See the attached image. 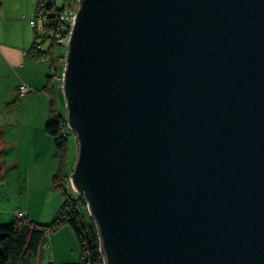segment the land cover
<instances>
[{
    "label": "water",
    "instance_id": "1",
    "mask_svg": "<svg viewBox=\"0 0 264 264\" xmlns=\"http://www.w3.org/2000/svg\"><path fill=\"white\" fill-rule=\"evenodd\" d=\"M62 90L106 264H264V0H82Z\"/></svg>",
    "mask_w": 264,
    "mask_h": 264
},
{
    "label": "crops",
    "instance_id": "2",
    "mask_svg": "<svg viewBox=\"0 0 264 264\" xmlns=\"http://www.w3.org/2000/svg\"><path fill=\"white\" fill-rule=\"evenodd\" d=\"M23 6L17 5L10 10L7 7L4 10L2 6L0 8V187L3 190L1 196L6 194L0 197V224L15 219L19 209L26 211L29 218L47 223L55 217L64 200L63 195L53 187L60 153L55 137L46 128L53 100V92L48 88L52 83L51 63L48 57H35L31 54L35 42V14L30 16L29 10ZM54 81L61 98L63 90L56 78ZM23 83L31 87L25 96L19 93ZM63 101V108L60 109L55 100L59 110L65 113V98ZM74 146L78 153L77 140ZM69 164L72 172L75 164ZM9 166L16 170L18 166L23 170L19 177L20 184L41 187L36 189L41 197L35 196L34 203L31 191L26 194V198L22 194L18 202L15 194L10 195L8 187L17 183V174L6 179L5 169ZM49 189L52 197L48 193L43 197ZM2 202L6 204L2 205ZM69 228L65 225L59 230H64L73 239L74 235ZM53 253L48 263L66 264L76 261L75 254L68 255L61 242L54 246Z\"/></svg>",
    "mask_w": 264,
    "mask_h": 264
},
{
    "label": "trees",
    "instance_id": "3",
    "mask_svg": "<svg viewBox=\"0 0 264 264\" xmlns=\"http://www.w3.org/2000/svg\"><path fill=\"white\" fill-rule=\"evenodd\" d=\"M1 3V2H0ZM68 9V8H67ZM66 7H58L54 0H38L35 7V42L31 54L35 57H48L51 66L55 64L61 51H57L59 43L56 33L60 31L64 21L60 18ZM42 24L48 31L47 36L40 34L39 26ZM43 38L40 40V38ZM50 39L48 47L43 46L46 39ZM38 43L41 47H37ZM50 90L56 88L53 84L55 75L51 72ZM59 87L62 89L60 82ZM53 96L51 115L46 124L47 130L55 137L60 153V163L54 177V189L63 195V204L55 217L47 223L37 222L27 217H16L10 222L0 224V264H38V257L48 235L62 228L70 226L76 235L80 258L66 264H106L102 251L99 229L92 217L87 201L79 197L73 189L67 188V181L71 173L68 161L69 138H75L74 131L68 127L67 108L62 113ZM76 140V139H75ZM49 264H55L50 262Z\"/></svg>",
    "mask_w": 264,
    "mask_h": 264
},
{
    "label": "rangeland",
    "instance_id": "4",
    "mask_svg": "<svg viewBox=\"0 0 264 264\" xmlns=\"http://www.w3.org/2000/svg\"><path fill=\"white\" fill-rule=\"evenodd\" d=\"M38 0H0V8L2 6V9H6V7L10 10V8H14L17 7V5H24L23 7L26 10H29L30 16H34V12H35V7L37 4ZM48 2H51L52 0H47ZM55 3L57 4L58 7H66V9L68 8L70 1L69 0H54ZM40 29V34L42 36H47L48 31L44 28V26L42 24H40L39 26ZM43 39L42 37L40 38V40ZM44 47H48L50 45V39L47 38L46 41H44L43 43ZM57 51H61L62 53L64 52V47H62L61 45L57 46ZM53 84H55V81L53 82ZM63 92H61V98L58 96L57 90L56 88L53 90V96L55 97L56 101L58 102L59 108L62 109L63 108V99L64 96L62 94ZM74 137V136H73ZM69 138V149H68V161L69 163L72 162V164H75V160L77 159V151L75 150V146L74 144L76 143L75 138ZM79 152V149H78ZM7 172L6 175V179H8L11 175H15L17 174V183L15 184H10L8 189L11 192L10 195H16L17 196V202L18 200L20 201V198L22 197L21 195L24 194L23 197L26 198V194H28L29 191H31V199L34 203V198L35 196H39V193L36 191V189H39L41 187H38V185L34 186L35 184H32L30 187L26 184H20L19 181V177L21 174H23V170H21L18 166H17V170L13 169V168H9L5 169ZM33 191V192H32ZM3 190H1L0 187V197H5L6 194H4L5 196H1ZM47 193L49 194V197H52V191L49 189L48 191L44 192V196L45 197L47 195ZM61 193V192H60ZM62 195V194H61ZM41 197V196H39ZM15 200V198H13ZM48 202L50 201L47 200ZM47 201L44 203V205L47 204ZM5 202V200H4ZM52 202V201H51ZM36 205L38 204L37 200H36ZM6 203L2 202V205H5ZM50 204V203H48ZM21 210V209H19ZM18 210V211H19ZM26 212V211H25ZM43 213V212H42ZM50 222V221H47ZM71 230V232L73 233V239H71L65 232L64 230H57L55 232H52L48 235L47 241L44 244L40 255H42L43 257H38V264H49L48 262L50 261L51 258H53V249L54 246L58 243H62L66 249V253L69 254H75V260L77 261L80 258V249H79V244L75 235V232L72 228H69ZM75 247V248H74ZM41 258V259H40ZM45 260V262H44Z\"/></svg>",
    "mask_w": 264,
    "mask_h": 264
},
{
    "label": "built area",
    "instance_id": "5",
    "mask_svg": "<svg viewBox=\"0 0 264 264\" xmlns=\"http://www.w3.org/2000/svg\"><path fill=\"white\" fill-rule=\"evenodd\" d=\"M69 1L70 4L68 6V9H66V11L63 14H61L60 17L64 21V24L62 25L60 31L56 33L57 42L59 43V45L64 47V52L59 56L55 64L51 66V72L55 75V78L60 82L62 89H63L65 70L67 67V53H68L69 41L73 33V28L78 12L82 5V0H69ZM33 23L35 24V20H33ZM37 47H41V44L38 43ZM30 91H31V87L27 83H23L19 87V93L21 96H25ZM67 188L68 190L73 189L71 182V174L67 181ZM27 216L28 214L25 211L19 210L17 212V217H27Z\"/></svg>",
    "mask_w": 264,
    "mask_h": 264
}]
</instances>
